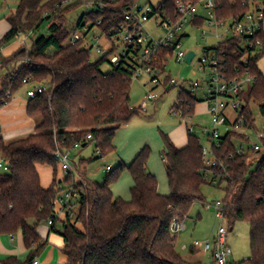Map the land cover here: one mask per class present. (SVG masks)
<instances>
[{
	"label": "trees",
	"instance_id": "1",
	"mask_svg": "<svg viewBox=\"0 0 264 264\" xmlns=\"http://www.w3.org/2000/svg\"><path fill=\"white\" fill-rule=\"evenodd\" d=\"M215 1L220 19L239 20L256 0ZM136 2L20 0L8 17L11 29L0 40V65L6 61L18 63L24 56L30 60L0 76V109L28 84L49 80L52 93L29 98L27 113L36 121L35 132L25 138L6 140L0 130V158L11 170L0 173V234L21 231L26 247L31 250L26 260L10 256L0 264H33L45 246L38 226L55 217V202L62 191L60 184L75 183V174L65 173L57 153L73 152L91 143L99 151L97 158L74 161L82 183H75L79 190L76 218L62 221L60 233L64 238L62 251L67 256L66 264H202L179 253L178 236L171 233V224L174 220L186 221L196 203L207 202L202 187L207 183L216 185L214 179L224 190V214L230 230L238 221L250 225L252 256L235 264H264V136L261 151L239 155L234 140L244 135L227 133L222 147L215 150L219 163L208 167L203 161V144L196 134L188 131L187 145L179 148L161 131L170 189L166 195L160 193L158 178L149 171L152 152L149 145L130 164L122 162L107 172L103 183L89 177V167L116 151L117 131L140 109L131 104L129 70L120 67L104 72L102 64L108 60L107 55L92 61L91 47L83 41L70 44L69 38L88 23L93 28L99 20L102 32L111 36V30L124 20V11ZM83 5L89 6V10L81 16L75 30L70 31L65 27V16ZM161 5L168 14H174V0H162ZM45 21L49 23V34L34 39L31 49L23 46L12 56L2 55L4 46L38 30ZM261 37L260 48L245 49L243 38L235 36L205 49L217 51L228 77H243L248 71L255 77L241 94L242 113L251 127L257 126L253 105L264 115V74L258 66L264 56V33ZM161 59H166L165 55ZM199 102L196 95L179 88L172 109L191 117ZM40 166L53 170L54 181L48 188L42 185ZM61 171L64 175L60 177ZM126 171L133 178L130 200L116 197L112 191V185ZM194 248L189 249L192 254Z\"/></svg>",
	"mask_w": 264,
	"mask_h": 264
},
{
	"label": "built area",
	"instance_id": "2",
	"mask_svg": "<svg viewBox=\"0 0 264 264\" xmlns=\"http://www.w3.org/2000/svg\"><path fill=\"white\" fill-rule=\"evenodd\" d=\"M115 1V0H111ZM264 0H256L252 2V9L248 11L241 19H220L216 11L215 0L193 1V0H174L175 12L173 15L167 13L163 6L158 4L153 6L151 3L141 5L136 2L133 6L124 11V20L111 30V36H107L102 32L100 25L101 20L93 28H89L90 23L82 28V31H74L69 38L70 44L78 42H86L91 50L95 49L101 53L107 50L106 54L111 64V71L123 67L129 70L131 78L140 79L144 75L150 77L149 83L151 88L146 95L140 109H146L151 101L159 98L157 90L159 88L167 91L168 87L180 86L185 88L192 94L201 87V81H188L185 79H174L167 75L169 60L175 58L177 62H184L188 53L182 49L183 39L187 35V27H198L201 33L206 36L209 32L208 28L216 29L217 39L221 40L224 36L241 37L247 47L260 48L263 45L261 34L264 33ZM101 6H103L101 2ZM203 7L206 14L200 13ZM200 20H203L200 22ZM152 22L153 29H149L147 24ZM98 28L101 32L100 36L95 39L98 44H91L88 40L89 33ZM223 30V33L220 31ZM86 33V34H85ZM104 40L109 45L106 49L103 44ZM94 40H92V43ZM220 43V42H219ZM219 45V44H218ZM118 48L120 51L113 54ZM161 55H165L166 59H161ZM192 59L191 63L194 61ZM198 71L207 72L206 78V103L208 113L211 116L213 129H203L208 144L203 145L202 154L203 161L208 167L216 166L219 163L215 150L223 145V138L230 132H239L244 136L235 138L236 154L244 155L249 152L255 153L262 150V137L264 136V120L259 128L247 126L246 118L242 113L244 105L241 94L246 90L255 77L248 71L243 77L230 78L222 69L221 59L217 51L205 52L199 61ZM29 83L28 79L24 80ZM47 93L51 95L52 87L43 82L31 85L26 94L28 98H34L39 94ZM133 107V106H132ZM231 112V113H230ZM184 116L183 111H178ZM264 118V115H262ZM226 126V131L221 132V127ZM188 131L195 134L194 124L190 125ZM91 139V135L88 136ZM80 147V144H76ZM99 154V151H98ZM72 152L58 151L57 158L64 169L65 173L77 174L72 160ZM112 170L110 165L106 166V172ZM10 167L0 158V173H10ZM210 178V177H209ZM214 184H218V179L212 180ZM62 189L55 202V217L49 219V225H55L56 221L63 216V220L76 218V209H79V191L75 187V183L71 186L60 184ZM204 206L209 210H215L216 217L222 222L226 221L224 214L223 200L206 202ZM186 229L185 221L174 220L171 224V233L179 235ZM230 228L227 229L222 224L217 230L214 243L210 241H195L193 246L202 249L205 252H212L215 264H233L231 261L232 249L228 242ZM183 250H188V246L184 244ZM33 264H40V259L36 257Z\"/></svg>",
	"mask_w": 264,
	"mask_h": 264
},
{
	"label": "rangeland",
	"instance_id": "3",
	"mask_svg": "<svg viewBox=\"0 0 264 264\" xmlns=\"http://www.w3.org/2000/svg\"><path fill=\"white\" fill-rule=\"evenodd\" d=\"M148 1L153 6H157L162 0H138V3L141 5H145L148 3ZM87 10H89V6L83 5L75 11L66 14L64 21L65 27H67L70 31L75 30V27L78 25L81 16ZM200 13L203 15L206 14L203 7L200 8ZM48 26V21H45L38 30L22 36V39H24L26 47L28 49H31L34 39L41 35L49 34ZM147 27L149 29H153V23H148ZM208 30V34L204 36L198 27L188 26L186 29L188 35L183 39L182 49L186 51H194L196 57L192 63H187L186 61L177 62L175 58H171L169 60L167 69V75L174 79L180 80L183 78L188 81H201V87L198 88L195 92L197 98L200 100L196 107L195 114L191 117L182 116L180 113H176L175 110L172 109L179 95V85L168 87L167 91H165V89L163 88H159L157 90L160 95L159 98L151 101L146 109H140L146 95L149 93V89L151 88V84L149 83L150 77L148 75H144L140 79L132 78L131 104L133 107L140 109L139 114H136L126 125L120 128L121 133L123 132V135H125L123 139H120V141L122 140L120 143L121 146L117 147V150L114 153L95 161L89 167V177L92 180L103 183L107 175L105 167L110 165L115 168V166L118 165L117 163L119 162L120 157L123 156V151L130 146V141L133 139L135 140V142L138 141L140 142V144H148L151 147L152 152L148 167H150L151 164L152 167L154 166L153 169L159 172L157 173L159 187L161 190L169 193L170 189L167 174L163 164V140L161 137V131L167 133L169 136H176V138L179 139L180 137L186 136L188 128L190 127V125L194 124L195 134L198 136L201 143L203 145H209V142H207L206 137L203 134L204 128H207L209 130L213 129L211 116L208 113V106L205 101V80L207 78L208 71H206V73L198 71V67L200 65L199 61L204 56L206 48L216 47L219 42L221 44L228 38L227 36H224L223 38H221V40H218L216 29L213 27H209ZM220 32L223 33V30H221ZM100 35L101 32L98 28L93 29L88 35L89 42H91V44H98L99 41L95 39V37ZM92 40H94L93 43ZM100 44H103L106 49L109 48V45L104 40H102ZM119 51L120 48H118L113 54L118 53ZM210 51L212 52L213 49ZM106 52L107 50L101 53L97 52L95 49L91 50V60L97 61L98 59L102 58L106 54ZM109 58L102 64V70L104 72H108L111 69ZM29 60L30 58L27 56L19 58L20 64L23 62L28 63ZM18 65L16 62H4L2 65H0V76L5 75L8 71L14 70V68ZM258 66L264 74V56L258 62ZM42 82L48 84V86L50 87L49 80H45ZM31 85L32 84H28L24 86L22 91L26 93V90ZM253 109L257 119V126L260 128L263 124L264 118L260 114L257 105H253ZM226 129V126L221 127V132L224 133ZM127 131H129V137H126ZM121 133L117 132L116 138L117 135H122ZM28 135L29 134L19 138H25ZM97 156L98 152L95 148V145L91 143L87 147L75 148L71 157L73 161L78 162L80 158H97ZM48 171L50 172V169ZM125 174H123L119 178L117 184L119 183L121 190H127L129 192L131 199L132 194L129 185H127L129 184L127 178L130 176L129 174ZM74 182L82 183V177L80 176L78 171L77 174L74 175ZM202 192L207 202L222 200L224 196V190L222 187L209 183L203 185ZM76 212H78V209H76ZM221 224L227 229L230 228L226 221L222 222L216 217L215 210H209L203 204L196 203L191 211L190 218L186 219L187 228L183 230L177 237V250L181 255L187 257L188 260H193L194 258L198 257V260L201 259L202 264H215L211 251L204 252L200 248L195 247L194 253L196 256L193 257L191 256V252L189 249L191 248V246H193L195 241H210L211 243H214L213 236L215 232L217 234V230ZM228 242L233 252L231 257V261L233 264L251 257L252 251L249 223L246 221L236 222L233 230L229 231ZM184 244L188 246V250L182 249V246ZM202 251L204 252V255L201 257L200 252Z\"/></svg>",
	"mask_w": 264,
	"mask_h": 264
},
{
	"label": "crops",
	"instance_id": "4",
	"mask_svg": "<svg viewBox=\"0 0 264 264\" xmlns=\"http://www.w3.org/2000/svg\"><path fill=\"white\" fill-rule=\"evenodd\" d=\"M19 1L20 0H0V40L11 29V24L8 21V17L11 15L12 12L16 10L19 4ZM200 1L202 2L205 0H198V2ZM148 3L150 2L148 1ZM263 6H264V1H263ZM23 35L18 37L12 43L4 46L1 50L2 55L5 57L12 56L20 48H22L23 46H26L24 39H22ZM17 64H20V62H18ZM22 90L23 89L17 92L10 99V101L7 102L0 109V130L6 140H13V139L22 137L27 134L30 135L31 133L35 132V129H36V125H37L36 121L33 118H31L27 113V106H28L29 98L27 94L24 93V91ZM195 112H196V109H195ZM117 132L121 133V130L119 129ZM121 134L122 135H117V138H115L114 140V145L116 146V150H117V147L121 146L120 143L122 140L120 141V139L121 138L123 139L125 137V135H123L124 134L123 132ZM126 137H129V131H127ZM170 137L177 147L183 148L188 143V130H187L186 136L180 137L179 139L176 138V136H170ZM146 145L148 144H140V142L138 141L135 142V140L132 139L130 141V146L123 151V156L120 157L119 162L117 164L119 165L122 162L126 164H130L135 158V156L137 155V153ZM163 148H164V144H163ZM153 167L150 164V167H148L150 168L149 171L157 176V173L159 172L154 170ZM49 169H50V172L48 171ZM112 169L114 168L112 167ZM39 171L41 175L42 185L45 188L50 187L54 181V174H53L52 168L46 167V166H40ZM123 174L125 175L129 174L130 176L127 178V181L129 182V184L127 185H129L130 191H131V188L133 187V178L128 171L124 172ZM61 175L62 176L64 175L62 171L60 173V177ZM112 191L116 197H121L125 200H130L129 192L127 190H121L119 183L117 184V182H115L112 185ZM159 191L160 193L164 195L168 194L164 190H161L160 187H159ZM62 221H63V216H61V218L56 221L55 229H53L52 226L49 225L48 223H44L38 226L37 231L39 235L42 237V239L45 241L44 248L41 250L40 254L37 256L40 259V264H66L67 263V256L62 251V248L64 246V238L60 233L63 227ZM185 224H186V221H185ZM186 228H187V225H186ZM215 238H216V232L213 236V241L215 240ZM30 251L31 250L28 249L24 243V237L21 231L14 233V234H0V261L10 256H16L21 260H26L28 255L30 254ZM204 252L203 251L200 252L201 257L204 255ZM191 256L195 257L196 255L195 253L194 254L191 253ZM196 259L197 261H201V259L198 260V257L194 258L193 260H196Z\"/></svg>",
	"mask_w": 264,
	"mask_h": 264
},
{
	"label": "water",
	"instance_id": "5",
	"mask_svg": "<svg viewBox=\"0 0 264 264\" xmlns=\"http://www.w3.org/2000/svg\"><path fill=\"white\" fill-rule=\"evenodd\" d=\"M194 56H195V52H194V51H190V52L188 53V56H187L186 62H187V63H191V61H192V59L194 58Z\"/></svg>",
	"mask_w": 264,
	"mask_h": 264
}]
</instances>
